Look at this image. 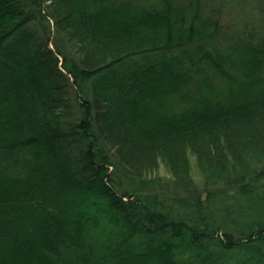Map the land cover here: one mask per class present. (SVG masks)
Returning <instances> with one entry per match:
<instances>
[{"label":"trees","instance_id":"obj_1","mask_svg":"<svg viewBox=\"0 0 264 264\" xmlns=\"http://www.w3.org/2000/svg\"><path fill=\"white\" fill-rule=\"evenodd\" d=\"M223 9L0 0V264H264V27Z\"/></svg>","mask_w":264,"mask_h":264},{"label":"rangeland","instance_id":"obj_2","mask_svg":"<svg viewBox=\"0 0 264 264\" xmlns=\"http://www.w3.org/2000/svg\"><path fill=\"white\" fill-rule=\"evenodd\" d=\"M215 2L224 5L222 15L224 23L235 21L238 24L253 23L261 28L264 27V10L258 7V0H215ZM155 174L164 175V171L160 168ZM195 180L200 183L198 177H195Z\"/></svg>","mask_w":264,"mask_h":264}]
</instances>
